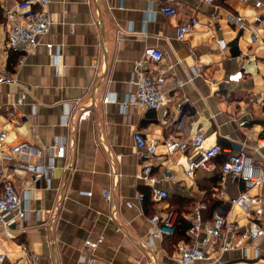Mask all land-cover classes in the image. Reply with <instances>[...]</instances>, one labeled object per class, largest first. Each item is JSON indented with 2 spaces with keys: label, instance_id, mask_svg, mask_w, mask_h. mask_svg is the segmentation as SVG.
<instances>
[{
  "label": "crops",
  "instance_id": "crops-1",
  "mask_svg": "<svg viewBox=\"0 0 264 264\" xmlns=\"http://www.w3.org/2000/svg\"><path fill=\"white\" fill-rule=\"evenodd\" d=\"M16 1L0 0V74L16 78L0 82V131L7 133L0 168L27 213L22 220L10 214L8 224H0L3 264H86L89 257L91 264H177L174 256L188 241L171 235L154 239L149 249L142 246L151 229L147 218L167 207L191 222L193 207L204 202L203 220L222 206L224 215L244 224L247 217L230 211L227 201L243 189L241 180L220 171L227 152L214 170L199 169L194 178L185 168L191 140L200 133L205 146H242L264 170V148L256 147L264 136V14L255 19L261 10L254 0H218L215 6L204 0H48L53 23L28 54L5 44L7 11ZM165 5L176 12L164 13ZM228 12L244 17L246 25L236 27ZM191 16L197 24L178 39L177 25ZM149 46L162 50L167 73L166 101L158 109L128 103L133 64ZM237 71L238 81L227 80ZM87 106L90 115L79 120ZM134 130L156 142L154 184L140 177ZM170 139L186 147L168 152ZM21 142L41 155L13 153ZM48 160L53 166L41 176L26 167ZM152 186L166 189L168 197L154 201ZM250 193L261 197L250 217L264 227V183ZM98 238L93 249L85 244ZM211 264H264V239L247 240Z\"/></svg>",
  "mask_w": 264,
  "mask_h": 264
},
{
  "label": "built area",
  "instance_id": "built-area-1",
  "mask_svg": "<svg viewBox=\"0 0 264 264\" xmlns=\"http://www.w3.org/2000/svg\"><path fill=\"white\" fill-rule=\"evenodd\" d=\"M204 1L215 6V2L218 0ZM47 4L48 0L16 1L13 8L8 10L6 15L7 20L10 21L5 42L6 47L12 50H21L24 54H28L41 43L42 37L47 34L53 23ZM254 6L261 10L255 15V19L258 20L264 14V3L262 0H254ZM161 10L168 14L176 12V8L169 5L163 6ZM17 11H20L23 15L22 19L15 18V12ZM227 18L238 28L246 25L244 17L232 12L227 13ZM197 22L198 19L191 16L177 25L176 37L178 39L183 38ZM254 38L255 36H253ZM218 42L222 48L225 47V41L222 38H219ZM45 44L49 50L52 48L51 43L47 42ZM24 54L21 55V60L24 58ZM162 58L163 52L158 47L149 46L143 50L141 56L133 64L132 81L135 89L128 103L141 109H158L164 105L166 96L162 87L167 73L166 69L160 64ZM241 76L242 72L237 71L229 74L227 80L238 81ZM0 82L15 83L16 78L14 74L1 73ZM108 100V97L104 98L105 102ZM90 112L88 106L82 108L78 119L87 118ZM6 134V130L0 131V143L4 141ZM132 137L135 154L142 163L140 177L148 183L154 184L157 178L152 173V158L156 154V142L149 140L139 130H134ZM202 141L203 136L200 133L196 134L191 140L192 152L187 158L186 176L194 178L199 169L214 170L217 167L218 156L227 152L224 160L219 164L221 173L230 176L232 179H239L243 183V189L239 194L229 197L227 200L230 211L240 212L247 218L244 224H241L239 221L224 215L222 206H220L214 211V215L210 220H203L202 210L206 208V204L204 202L197 203L191 211V224L186 231L189 241L180 245L177 254L174 256L177 264H211L213 261L218 260L225 251L243 247L247 240L264 239L263 225L257 219L250 217L252 205L261 201L259 195L251 194L250 191L264 183V170L242 146L236 147L235 150H225L218 143L205 146ZM165 146L168 152L186 147L185 144L176 139L166 140ZM256 147L264 148V136L256 139ZM11 151L17 155L21 153L41 155V150H36L27 142L14 145ZM63 151L64 146L61 145L57 149V154L61 155ZM52 166V160H48L46 164L26 165L27 169L33 171L36 176H41L44 167L45 171H48ZM166 177H170V175L166 174ZM0 181L2 183L0 224L6 226L8 215L13 214L22 220L26 217L27 212L22 205L18 191L10 180L4 178L1 168ZM103 194L107 199L111 198L109 188H104ZM168 195L166 189L152 186L151 197L154 201L161 202ZM137 200L142 203L144 195L138 194ZM125 203L130 205L132 202L128 200ZM178 217V210L168 207L149 216L147 220L151 225V229L143 240V248L149 249L156 238L173 235ZM100 241H102L101 238L97 240L87 239L85 244L93 249ZM92 259V257L87 258L86 264H91ZM3 260L4 255L0 252V264H3ZM136 264H138V261Z\"/></svg>",
  "mask_w": 264,
  "mask_h": 264
},
{
  "label": "trees",
  "instance_id": "trees-1",
  "mask_svg": "<svg viewBox=\"0 0 264 264\" xmlns=\"http://www.w3.org/2000/svg\"><path fill=\"white\" fill-rule=\"evenodd\" d=\"M222 154L221 156H223ZM223 157L225 158V155ZM224 158L221 159V162L224 160ZM169 208H173L177 210V208L175 207H169ZM178 211H179V218L177 219V222L175 225V232L173 234V237L176 239L182 238L184 241H189V237L187 236L186 231L188 227L190 226L191 222L181 215L180 209Z\"/></svg>",
  "mask_w": 264,
  "mask_h": 264
}]
</instances>
